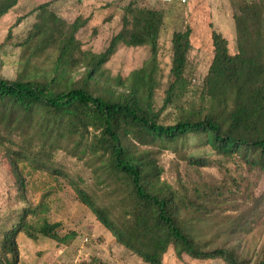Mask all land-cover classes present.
<instances>
[{"label": "rangeland", "instance_id": "rangeland-1", "mask_svg": "<svg viewBox=\"0 0 264 264\" xmlns=\"http://www.w3.org/2000/svg\"><path fill=\"white\" fill-rule=\"evenodd\" d=\"M260 4L264 0H248ZM47 3L46 5H43ZM241 0H19L0 18V76L6 79L54 81L60 89L84 84L88 57L102 52L124 27L128 5L156 9L163 13L154 72V112L160 123L169 124L203 106L202 90L215 55L213 32L228 41L231 54L239 52L235 14ZM43 5V6H41ZM77 19L81 27L68 43L72 61L60 78L55 63L62 40H67ZM128 26H131L128 25ZM191 29V47L184 82L175 100L165 104L173 81V34ZM37 33H39L37 35ZM151 47L121 42L115 53L90 79L95 94L117 96L133 82L131 74L150 63ZM151 68V66H149ZM39 127L21 135L18 129L1 125L0 138V264L4 258V234L23 221L19 264H149L134 248L120 240L79 197L76 187L87 190L100 207L118 223L130 217L126 182L105 172L99 155L88 146L92 130L62 139L54 145L44 142ZM202 138L189 136L174 146L136 143V152L150 150L160 172L158 186L177 192L179 204L187 206L182 225L205 248L226 247L246 257L250 264L264 261V169L241 155L222 156ZM87 145V146H85ZM137 148V149H136ZM18 149L28 158L18 161L25 186L13 172L10 153ZM30 153V154H29ZM193 157L209 162L199 166ZM176 194V195H177ZM47 220L59 223V241L39 232ZM163 264H226L222 258L197 259L187 253L178 256L171 245Z\"/></svg>", "mask_w": 264, "mask_h": 264}, {"label": "trees", "instance_id": "trees-1", "mask_svg": "<svg viewBox=\"0 0 264 264\" xmlns=\"http://www.w3.org/2000/svg\"><path fill=\"white\" fill-rule=\"evenodd\" d=\"M18 1L0 0V18ZM241 2L235 14L239 52L231 54L227 39L213 32L215 55L201 94L204 104L174 123H160L153 109L154 63L163 23V13L156 9L128 5L124 27L108 46L99 53H85L87 74L81 86L60 89L57 84L53 86L57 77L48 82L0 76V138L1 125L18 129L21 135L38 126V134L44 135V142L50 141L52 145L75 135L86 138L93 131L88 146L102 159L104 170L112 179L126 182L130 217L120 224L106 208L97 205L87 190L78 186L76 191L118 240L134 248L149 264H163V255L171 245L179 257L187 253L197 259L222 258L226 264H250L232 248L203 247L182 225L181 216L187 206L179 204L177 192L156 184L160 172L150 150L137 153L134 149L136 143L169 148L180 139L198 136L202 138L201 144H210L217 154L226 157L238 154L264 169V13L258 3ZM78 20L72 23L71 33L60 45L55 63L60 78L66 75L72 61L68 43L81 27ZM190 35V27L173 34V81L165 104L173 102L183 86ZM121 42L150 45V63L135 70L131 74L132 84L116 97L93 93L88 86L90 79ZM9 158L20 186L24 187L18 161L27 159V153L14 149ZM192 160L199 166L209 162L205 157ZM28 214L24 210L23 221L4 234L1 264H19L18 234L26 230L30 237L33 235L24 222ZM58 225L45 220L39 232L61 241Z\"/></svg>", "mask_w": 264, "mask_h": 264}]
</instances>
